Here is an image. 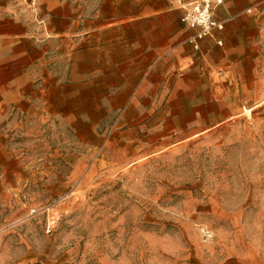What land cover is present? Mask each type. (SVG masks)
Returning <instances> with one entry per match:
<instances>
[{"label":"crops","instance_id":"obj_1","mask_svg":"<svg viewBox=\"0 0 264 264\" xmlns=\"http://www.w3.org/2000/svg\"><path fill=\"white\" fill-rule=\"evenodd\" d=\"M193 1L39 0L35 19L21 0H0V247L19 228L27 186L45 180L52 199L99 153L112 164L148 158L260 102L264 0H223L215 18L225 28L199 51L181 21ZM107 105L128 106L110 146L100 134Z\"/></svg>","mask_w":264,"mask_h":264},{"label":"rangeland","instance_id":"obj_2","mask_svg":"<svg viewBox=\"0 0 264 264\" xmlns=\"http://www.w3.org/2000/svg\"><path fill=\"white\" fill-rule=\"evenodd\" d=\"M261 98L220 131L151 157L112 164L99 153L68 190L56 185L52 199L45 180L27 186L1 264H264ZM127 107L101 110L105 146Z\"/></svg>","mask_w":264,"mask_h":264},{"label":"built area","instance_id":"obj_3","mask_svg":"<svg viewBox=\"0 0 264 264\" xmlns=\"http://www.w3.org/2000/svg\"><path fill=\"white\" fill-rule=\"evenodd\" d=\"M22 4L31 11L35 19H39V0H21ZM223 4V0H196L183 7L184 14L181 19L184 26L191 32L187 38L188 44L195 51H199L202 42L212 38L214 32H222L225 22L215 18V11ZM222 45L221 41H217ZM204 236L210 240L213 234L205 231Z\"/></svg>","mask_w":264,"mask_h":264}]
</instances>
